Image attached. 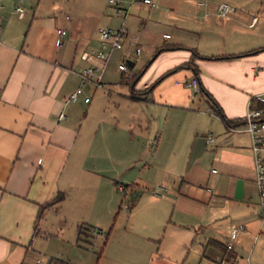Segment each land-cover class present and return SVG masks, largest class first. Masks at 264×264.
I'll use <instances>...</instances> for the list:
<instances>
[{"label": "crops", "instance_id": "obj_1", "mask_svg": "<svg viewBox=\"0 0 264 264\" xmlns=\"http://www.w3.org/2000/svg\"><path fill=\"white\" fill-rule=\"evenodd\" d=\"M4 1L0 0V16L7 18L0 32V264H33L31 252L43 248L38 235H45L49 223L57 220L85 228L89 212L115 207L113 196L120 187L123 196L131 195L127 222L133 224L112 262L220 264L229 231L237 225L244 230L235 240V253L243 256L233 264H249L257 255L264 261V205L243 121L248 109L264 103L263 12L250 13L247 0H226L239 12L220 18L213 13L217 0H203L205 5L181 0L184 11L175 17L160 5L179 0H152L154 7L124 1L128 14L119 16L108 0L106 6L102 0H61L58 3L69 13L64 18L40 14L41 0H10L9 5ZM15 5L23 8L22 17L13 11ZM148 21L154 23L150 28ZM161 21L183 24H177L180 34H163L173 39L170 44L152 39ZM101 27L126 31L121 49L108 51V59L119 52L116 71L106 68L107 61L81 59L83 52L100 50ZM130 35L148 42V63L141 52L134 54L138 44ZM125 60L139 73L126 76L117 71ZM102 65V89L91 82L81 87L79 73ZM194 79L197 87H186ZM79 87L77 101L65 102ZM59 113L64 114L60 120ZM163 117L170 120L168 128L155 124L147 140L159 133L155 146L169 136L170 156L163 165L170 173L165 182L155 180L160 184L155 191L134 190L139 188L134 180L141 179L144 168L132 173L138 160H127L126 147L136 145L132 135L141 119L155 123ZM124 119L130 121L127 126L121 124ZM137 132L142 134V129ZM210 134L212 141L207 143ZM162 189L165 195L157 193ZM61 195L59 202L45 206ZM80 233L78 229L74 240ZM68 236L64 239L72 241ZM100 238L96 264L109 245V232ZM38 253L34 264L43 262Z\"/></svg>", "mask_w": 264, "mask_h": 264}, {"label": "rangeland", "instance_id": "obj_2", "mask_svg": "<svg viewBox=\"0 0 264 264\" xmlns=\"http://www.w3.org/2000/svg\"><path fill=\"white\" fill-rule=\"evenodd\" d=\"M9 1L10 0H5L4 3L6 2L7 5H9ZM61 0H41L42 2V6L40 8V14H51L52 17L53 16H57V14H60L58 16L65 18L67 15L69 17V13L68 9L66 7H64V5H61L58 3ZM104 2V5L106 6L107 4V0H102ZM124 1H128V0H124ZM199 2L202 3V5L206 4V1L203 0H198ZM248 3L246 5V7L248 8L247 10L251 13V12H256L257 10H261L264 14V0H247ZM177 3H172L171 5H167L166 7L163 5H160L162 9H165L168 12H173L175 13L174 16H178L177 13H182V11H184V7H182L181 5V0L177 1ZM213 2V0H212ZM242 1L238 0V3H240ZM215 6L213 8V13L217 16H219L218 10H216V7L221 4L224 3L226 5H228L229 7V11L227 12L228 16H231L233 14V12H235L236 10L239 12V9L237 7H235L234 5H230L227 3L226 0H217L214 2ZM211 4V2H210ZM209 5V4H208ZM252 5V7H250ZM240 6V5H239ZM261 6V9L259 8ZM64 7V8H63ZM208 7V6H207ZM210 8V5H209ZM240 8H244L243 6H240ZM212 13V8L209 9ZM221 18V16H219ZM154 23L149 22L148 21V28L152 27ZM161 26L160 28H157L155 31H153V38H158V42L161 44H170L173 42V39H167L169 36H172V34L175 33V31H178L176 28L182 26L183 24L180 22H175V24H172L171 22H166V21H161L160 23ZM180 26H178V25ZM101 25H104L101 23ZM141 28V27H140ZM139 28V30H140ZM163 34H168L167 38H164ZM177 34H180L179 31ZM135 35V33H134ZM134 35H130L131 38H133V42L137 43L138 47H140L141 49V57L143 58V60L145 61V63H148L151 58L152 55H148L149 53V46H148V42L147 41H139L137 39H135L136 37H134ZM159 36V37H158ZM136 46V45H134ZM119 53V52H115L113 53L109 59H107V64H106V68L108 70H113L116 71V66H117V62L115 60V55ZM152 54L153 51L151 52ZM118 71V69H117ZM129 73H135L138 74L139 70L135 69L133 70V68H129L128 67V72L125 74L126 76L129 75ZM120 76L121 73H119L118 75V79H117V83L120 80ZM104 79L101 81L102 83H104ZM106 83V82H105ZM107 84V83H106ZM103 86V85H102ZM102 89L98 87L97 90ZM127 89V87H125V90ZM170 121V120H169ZM169 121L168 119H166V117H163V119H158L155 123L152 120H145V119H141L140 122H138L135 127L134 130V134L132 135V138L135 142L136 145H134L133 147H126V156H127V160H138L137 161V165H135L133 168V172L132 170H126L127 175H129V173H135L137 172V168L139 169H143L142 173H141V179L140 180H134V183L138 186L134 187V190H140V191H146V192H152L155 191L156 189H158V186H160L159 183H156L155 180L158 179V181L161 182H165L166 178L168 177L169 173H170V169L169 166L165 167L163 164L166 161L167 156H170V150L168 148V140H169V136L165 135L163 140L161 139L160 141H156L157 145L155 144V146H153L152 144H154V140L156 138L158 134H152L151 135V139L147 140V134H149L151 128L156 124L157 127L161 128L162 126L164 127V125L168 128L169 125ZM125 126H127L128 122H130L127 119L122 120ZM186 123H190L192 125L191 121H186ZM185 123V124H186ZM157 128V129H158ZM142 129V134H140V132H137L138 130ZM147 130V131H146ZM125 134L128 136V133L125 131ZM161 136V135H160ZM159 138V136H157ZM130 154H134L135 157L131 158L129 157ZM168 159V158H167ZM141 164V166H139L138 164ZM131 171V172H130ZM180 172V169L177 171V173ZM175 173V172H173ZM135 176V175H134ZM160 178V179H159ZM171 180V178H170ZM129 184V183H128ZM145 186V187H143ZM116 194L113 196V201L115 202V207L112 209H109L106 211L105 208H103L104 212L99 213L97 212V210L91 211L89 212L87 215H85L86 220H88L87 225H84L85 228L82 229V227L76 228V226L74 227V225H71L69 223H58V221H54L52 223H49L48 228H45V235H38V239H41L44 241V246L42 249L39 248H34V251L31 253H34L32 255H34V258L32 259V262L34 264V260L35 257L39 258V253L40 252L42 254V258H56L59 260H62L64 262H66L67 264H96L97 261V255L100 252V248L102 247V241L100 240L102 234L109 232V245L108 247H106V249L103 251V255L100 258V264H117L113 261H116L115 259V249L116 247L119 245V243L124 240L126 237H130L131 236V232H130V225L133 224V220L132 221H128L127 222V217H128V206L131 204V195L126 193V195L123 196V192L120 191H116ZM163 189L162 191H157V193H163ZM162 195H165L164 193ZM123 198V199H122ZM121 201L120 204V210L118 209V205ZM105 204H107V202H105ZM111 203L109 204L108 207H110ZM261 213V211L259 212ZM114 214L115 219H114ZM115 222V223H114ZM112 224H114L113 228ZM100 227V228H98ZM60 228L63 229V231L60 230ZM79 230H81L80 233V239L78 240H74L73 236L76 234V232ZM69 233L72 236V241L67 242L66 239L64 238H70L68 235ZM132 239H135L134 237H132ZM77 243V244H76ZM82 248H87L86 252H80V250L76 247V245ZM238 256H243V255H238ZM44 259H42V263L40 264H45ZM99 260V259H98ZM254 260V261H253ZM238 261H239V257H238ZM123 263V262H120ZM241 264H247L245 262H240ZM220 264H232L230 262H224L222 261V263ZM249 264H264V261L261 260V256L257 255L256 259H252L250 257V262Z\"/></svg>", "mask_w": 264, "mask_h": 264}, {"label": "built area", "instance_id": "obj_3", "mask_svg": "<svg viewBox=\"0 0 264 264\" xmlns=\"http://www.w3.org/2000/svg\"><path fill=\"white\" fill-rule=\"evenodd\" d=\"M22 0H19L21 2ZM109 4L112 6L116 15L125 16L128 14V10L124 7V0H108ZM129 5L135 6H148L154 7L155 3L152 0H128ZM3 8V5H0ZM218 10V15L221 17L227 16L229 11L228 5L221 3L216 7ZM19 17L23 15V8L19 5L14 6L13 10ZM6 17L0 16V32L2 31V24L6 20ZM256 21V18L252 19V23ZM58 35H63L65 32L63 30H57ZM98 40L100 43L99 51L83 52L81 54V59L84 61H92L94 59L101 60L105 63L108 59L109 52L113 50H119L122 47V40L126 36V31L123 28L120 29H110V28H98L97 29ZM165 37H168L167 35ZM108 48V50H107ZM141 49L136 47L134 49V54L139 56ZM102 66H88L84 68L80 73V84L81 87L86 82H91L95 87H101V73L103 70ZM118 70L123 73L128 72V67L125 63L118 65ZM186 87H197V82L194 79L190 83H185ZM81 87L77 88L73 93H71L65 102L74 103L77 101L78 96L81 94ZM89 98H85L84 101L87 102ZM64 117L63 113L58 114V120ZM245 131L250 135L253 160H254V173H255V183L257 187V193L260 200V204L264 205V157L262 151L264 148V108L259 109H248L244 116ZM236 131V129H233ZM212 141V135H208L206 142ZM122 191V187L119 188ZM244 230L243 225H237L229 231L228 239L224 244V262L234 263L238 258L235 253V240L239 232Z\"/></svg>", "mask_w": 264, "mask_h": 264}, {"label": "trees", "instance_id": "obj_4", "mask_svg": "<svg viewBox=\"0 0 264 264\" xmlns=\"http://www.w3.org/2000/svg\"><path fill=\"white\" fill-rule=\"evenodd\" d=\"M187 66H191L190 63L187 64ZM259 108H264V103H260L258 105V107L256 109H259ZM218 112V111H217ZM123 193L125 194V190L123 191ZM63 198V196H57L53 201L47 203L45 206H49V205H52L54 203H57L59 202L61 199ZM131 207V206H130ZM129 207V208H130ZM128 209V208H127ZM40 216V211H39V214H38V217ZM47 264H67L66 262L62 261V260H59V259H56V258H50L47 262Z\"/></svg>", "mask_w": 264, "mask_h": 264}, {"label": "water", "instance_id": "obj_5", "mask_svg": "<svg viewBox=\"0 0 264 264\" xmlns=\"http://www.w3.org/2000/svg\"><path fill=\"white\" fill-rule=\"evenodd\" d=\"M125 62H126V64H127L130 68L132 67L131 63H129L128 60H125Z\"/></svg>", "mask_w": 264, "mask_h": 264}]
</instances>
